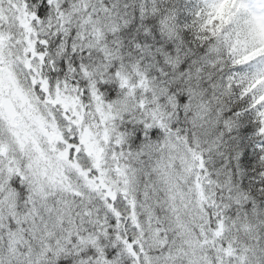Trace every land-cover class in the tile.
Here are the masks:
<instances>
[{
  "label": "snow or ice",
  "instance_id": "1",
  "mask_svg": "<svg viewBox=\"0 0 264 264\" xmlns=\"http://www.w3.org/2000/svg\"><path fill=\"white\" fill-rule=\"evenodd\" d=\"M0 264H264V0H0Z\"/></svg>",
  "mask_w": 264,
  "mask_h": 264
}]
</instances>
